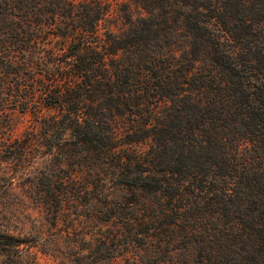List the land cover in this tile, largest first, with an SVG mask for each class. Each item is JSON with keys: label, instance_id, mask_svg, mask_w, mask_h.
I'll return each instance as SVG.
<instances>
[{"label": "trees", "instance_id": "trees-1", "mask_svg": "<svg viewBox=\"0 0 264 264\" xmlns=\"http://www.w3.org/2000/svg\"><path fill=\"white\" fill-rule=\"evenodd\" d=\"M16 111L44 129L20 162L41 140L82 176L35 190L56 220L87 199L157 257L264 264V0H0V120ZM26 247L0 229V264H35Z\"/></svg>", "mask_w": 264, "mask_h": 264}, {"label": "rangeland", "instance_id": "rangeland-1", "mask_svg": "<svg viewBox=\"0 0 264 264\" xmlns=\"http://www.w3.org/2000/svg\"><path fill=\"white\" fill-rule=\"evenodd\" d=\"M180 46L183 48L185 42ZM33 129L40 131V135L44 131L30 113L16 111L0 120V149L12 144L14 150L13 153L0 151V229L23 238L35 264H195L198 261L196 245L181 247L160 258L154 249L145 250L138 244H130L124 236L118 235L122 222L96 219L98 208L87 199L68 206L56 220L40 206L35 190L46 189V174H52L57 181L55 188L64 187L60 183L63 179L67 182L65 188L70 190L83 185L74 181L82 176L73 161L71 165L60 167V160L54 154L57 148L53 154L44 155L49 144L41 140L34 144L25 161L20 162L17 148Z\"/></svg>", "mask_w": 264, "mask_h": 264}]
</instances>
